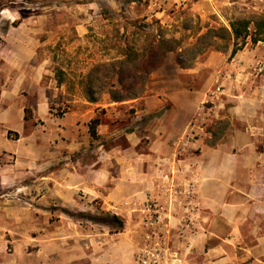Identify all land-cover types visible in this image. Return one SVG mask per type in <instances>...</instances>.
I'll list each match as a JSON object with an SVG mask.
<instances>
[{
    "label": "rangeland",
    "instance_id": "obj_1",
    "mask_svg": "<svg viewBox=\"0 0 264 264\" xmlns=\"http://www.w3.org/2000/svg\"><path fill=\"white\" fill-rule=\"evenodd\" d=\"M260 16L264 0H0V120H9L0 125V264H138L153 230L179 264H264V214L255 208L243 209L236 231L203 213L202 235H193L200 223L184 201L195 187L182 165L203 149L237 151L251 139L264 154V42L248 40L232 55L229 39L218 47L200 40ZM155 35L181 48L145 79L133 60ZM139 88L136 99L112 100ZM172 93L175 104L154 102ZM160 130L161 156L152 152ZM257 175L262 186L264 170ZM148 183L158 196L142 201L137 189ZM107 214L124 229L92 221Z\"/></svg>",
    "mask_w": 264,
    "mask_h": 264
},
{
    "label": "crops",
    "instance_id": "obj_2",
    "mask_svg": "<svg viewBox=\"0 0 264 264\" xmlns=\"http://www.w3.org/2000/svg\"><path fill=\"white\" fill-rule=\"evenodd\" d=\"M168 100L176 103L173 93L162 98L157 96L154 102L157 103L158 101V105L161 107ZM153 105L154 103H149L150 107ZM6 121L9 120H0V125ZM165 135L166 133L160 130L158 133L160 139L154 146L152 145V152L158 153L159 156L161 154L167 155L168 145ZM182 165L189 171L188 176L189 179L191 178L186 184L189 187V184L193 183L195 187V189L193 187L195 190L193 199L190 197L192 200L189 202L187 199L184 203L186 204L185 209L196 224L198 219L201 222L204 221L203 213L210 216L218 215L236 231V220L244 208H255L257 213L264 214V195L260 199V191L264 194V181L261 182L262 186L257 184V173L260 168L264 170V154L256 151L252 139L240 145L237 151L231 150L227 144H222L218 148L203 149L193 159H185ZM239 174H242L245 182L248 183V188L246 187L244 191H239L236 188V186L239 187L236 184L237 180H240ZM150 186L151 183H148L147 186H143L142 190L138 186L137 191L140 192L138 196L144 199L142 201L148 198V192L151 193L152 197L158 196L157 186ZM236 191L244 194L245 199ZM215 219L212 218L211 221H215ZM201 222H199V231L194 230V236L202 235L204 229ZM105 260L104 253L97 259L98 263H104Z\"/></svg>",
    "mask_w": 264,
    "mask_h": 264
},
{
    "label": "trees",
    "instance_id": "obj_3",
    "mask_svg": "<svg viewBox=\"0 0 264 264\" xmlns=\"http://www.w3.org/2000/svg\"><path fill=\"white\" fill-rule=\"evenodd\" d=\"M155 37H159V39L156 42L150 44L147 52L148 54L146 56L137 54L135 60H133V62L137 61L138 65H141L139 66L142 68L140 72L142 74L141 77L145 76V79L158 67H160V65L169 53L181 48L180 41L176 39H165L159 35H155ZM208 37L211 38V40L213 39L214 41V44H210V47H218L217 40L227 41L229 39L230 41H233L234 49L232 51V55H236L238 51L242 50L245 47L248 40H250L253 45H257L260 42H264V16H260L254 19L236 20L230 24V29L220 28L216 30H208V33L201 36L200 40ZM196 47L197 44L194 45L192 48ZM190 49L191 48L186 49V52L188 53ZM178 65L182 68L188 67L187 62L182 59L178 60ZM134 83L141 84L142 81H136ZM119 84L120 86L125 87L124 80L120 81ZM92 87L93 83L90 82L88 84V90L86 91V93L88 96V101L90 103H96L98 99L96 98ZM141 88H143V86H141ZM141 88L135 89L132 93L127 92V95L124 92L114 93L112 94V100L113 102L120 103L127 100L136 99L142 93ZM99 125V119L93 120L90 124V133L91 136L95 139L98 138L96 129ZM82 215V217L85 218L90 217V215L88 214ZM92 221L101 222L104 225L114 228L116 231H122L125 227L124 221L115 214H107L105 218L99 220L96 219Z\"/></svg>",
    "mask_w": 264,
    "mask_h": 264
},
{
    "label": "built area",
    "instance_id": "obj_4",
    "mask_svg": "<svg viewBox=\"0 0 264 264\" xmlns=\"http://www.w3.org/2000/svg\"><path fill=\"white\" fill-rule=\"evenodd\" d=\"M147 210L152 211L151 205ZM155 211H157L154 208ZM158 212V211H157ZM161 221V216L151 221L150 225H155ZM138 264H170L171 262L179 264L181 258L174 251L167 240L161 237L160 232L150 231L146 234L145 245L141 247L137 255Z\"/></svg>",
    "mask_w": 264,
    "mask_h": 264
}]
</instances>
